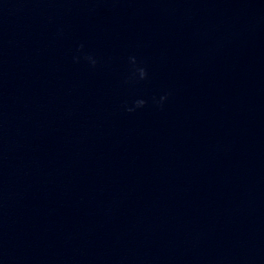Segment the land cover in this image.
<instances>
[{"label":"water","instance_id":"obj_1","mask_svg":"<svg viewBox=\"0 0 264 264\" xmlns=\"http://www.w3.org/2000/svg\"><path fill=\"white\" fill-rule=\"evenodd\" d=\"M0 264H264V0H0Z\"/></svg>","mask_w":264,"mask_h":264},{"label":"clouds","instance_id":"obj_2","mask_svg":"<svg viewBox=\"0 0 264 264\" xmlns=\"http://www.w3.org/2000/svg\"><path fill=\"white\" fill-rule=\"evenodd\" d=\"M79 52H83V45L80 46V49L78 50ZM81 59V56L77 55L73 57L74 62L79 63ZM83 59L87 61V63L95 68L97 65V59L95 58L94 55L92 54H85L83 55ZM129 64L131 66L130 74L126 79V83H139L141 81H146L148 79V71L147 68L143 65L142 62H138L136 56H130L129 57ZM170 93L165 92L159 97L152 96L151 97V103L158 107V108H163L166 102L169 99ZM148 105V100L143 98V97H138L134 99L131 104L125 103L122 105L123 109L127 113H134L139 109H143Z\"/></svg>","mask_w":264,"mask_h":264}]
</instances>
